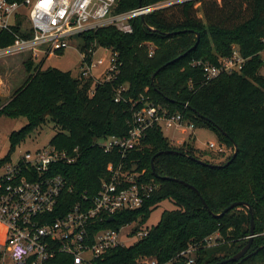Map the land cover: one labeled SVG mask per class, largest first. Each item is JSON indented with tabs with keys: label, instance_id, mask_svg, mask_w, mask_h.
Masks as SVG:
<instances>
[{
	"label": "trees",
	"instance_id": "1",
	"mask_svg": "<svg viewBox=\"0 0 264 264\" xmlns=\"http://www.w3.org/2000/svg\"><path fill=\"white\" fill-rule=\"evenodd\" d=\"M162 1L167 0H116L113 12ZM144 18L130 20L131 33L107 26L78 35L77 40H82L78 50L87 60L96 47L110 50L116 59L113 78L94 84L92 96L88 95L92 78L43 68L42 62L26 59V78L0 105V115L26 119L22 128L10 134L11 150L48 121L56 130L50 145L69 152L78 149L76 161L54 166L53 174L66 180L61 196L65 206L55 213L59 215L83 194H94L106 165L120 159L116 151L104 153L96 140L127 136L133 109L145 103L161 107L168 115L178 113L194 128L212 130L233 153L236 147V156L232 158V153L224 162H215L209 159L210 152L198 150L192 142L174 145L158 125L148 128L128 159L157 188L141 209L115 214V223L139 220L140 227L162 201L169 200L176 207L164 210L145 237L111 249L104 263H98L134 264L146 257L185 264L179 254L189 247L195 248L193 264L228 259L248 242L250 214L245 206H238L218 215L232 203L243 202L252 208L255 236L242 258L225 264H264V76L260 74L264 0H194L172 4ZM21 22L18 18L13 31L30 36V32H20ZM13 31L0 32V47L14 41ZM233 45L249 58L241 73H222L206 82L202 69L193 63L216 64L218 57L230 56ZM121 88L123 99L115 102ZM157 153L161 154L154 158V175L151 159ZM213 235L216 245L206 246L205 240Z\"/></svg>",
	"mask_w": 264,
	"mask_h": 264
},
{
	"label": "built area",
	"instance_id": "2",
	"mask_svg": "<svg viewBox=\"0 0 264 264\" xmlns=\"http://www.w3.org/2000/svg\"><path fill=\"white\" fill-rule=\"evenodd\" d=\"M188 1L194 0H167L117 14L113 12L116 0H24L21 3L0 0V32H12L19 18L22 20L20 32L31 33L22 36L13 31L14 41L0 47V57L22 51L31 52L33 60L34 54L44 58L56 56L70 48L84 32L113 26L121 32L131 33V19ZM22 8L28 9V13H23ZM106 50L110 53L109 67L97 82L92 70L103 66L106 59L95 61L91 56L87 60L84 53H80L78 75L94 81L89 96L93 94L94 84L110 81L116 72L115 55ZM260 57L264 63L262 52ZM248 59L233 46L230 56L218 57L216 64L196 61L193 66H199L205 81L209 82L222 73H241ZM121 91L124 88L117 91L115 102L122 101ZM185 124L193 128L182 115H168L159 106L145 103L134 108L127 136H107L95 141L104 153L116 151L120 159L106 165L105 175L94 194H83L59 215L55 213L63 211L65 206L61 196L66 189V180L60 174H53L54 166L76 161L77 148L69 152L49 144L34 152L27 151L16 159L10 154L0 157V264H99L100 260L104 263L111 249L129 246L128 242L145 237L150 227H139V220L115 223V214L141 209L157 188L154 182L145 180V171L139 170L128 158L153 125L170 129ZM219 146L208 143L206 149H216L220 153L222 148ZM130 224L136 226L123 235L125 239L120 237L122 228ZM210 238L205 240L209 247L212 246ZM194 253L195 248L189 247L179 257L185 264H193ZM134 264L171 263L144 257Z\"/></svg>",
	"mask_w": 264,
	"mask_h": 264
},
{
	"label": "rangeland",
	"instance_id": "3",
	"mask_svg": "<svg viewBox=\"0 0 264 264\" xmlns=\"http://www.w3.org/2000/svg\"><path fill=\"white\" fill-rule=\"evenodd\" d=\"M21 11L25 14L28 13V9L22 8ZM25 23L27 24V21H25ZM79 41L80 40H74L70 48L63 50L62 53L56 56L44 58L41 54H34V63L39 64L42 62L43 68L55 67L70 71L71 74L76 77L78 76L81 63L80 52L77 48L82 40ZM233 46L235 47L236 45ZM31 55L32 53L29 51H22L0 57V105L7 102L12 92L17 89L26 78L27 73L23 62L31 57ZM262 56H264V51L262 52ZM92 58L95 61L100 58L106 59L103 66L92 70V76L95 82H97V80L102 79L103 73L109 67L110 53L105 48L96 47ZM260 74L264 76V66L260 69ZM25 124L26 119L24 117L11 119L0 115V157L10 154L12 159H16L27 151L34 152L35 150L47 147L56 132L53 123L48 121L46 124L33 131L24 141L17 144L14 149L11 150L10 134L14 131H18ZM160 127L163 135L169 141L192 142L194 147L198 150L210 152V154L208 153L210 155L209 159L215 162H224L226 160L225 158L233 153V149L220 143L217 135L210 129L192 128L188 127L186 124L176 128L171 127L170 129H166L162 125H160ZM208 143H214L217 147L220 145L219 147L222 148V152L219 153L216 149L213 151L207 150L206 144ZM172 144L177 145L174 142H172ZM175 207L176 206L169 200L162 201L152 211L144 226L152 227L156 225L164 210H172ZM135 226L136 224H130L123 227L120 232V237L122 236V238H124L123 235L129 233ZM216 238V235L210 238L212 246L216 245ZM133 243L134 241L128 242V244Z\"/></svg>",
	"mask_w": 264,
	"mask_h": 264
},
{
	"label": "water",
	"instance_id": "4",
	"mask_svg": "<svg viewBox=\"0 0 264 264\" xmlns=\"http://www.w3.org/2000/svg\"><path fill=\"white\" fill-rule=\"evenodd\" d=\"M140 1H141V0H139V2H140ZM140 18L142 19V21L145 20L144 16H141ZM198 39H199V37L197 36V42H198ZM197 42L195 43V45H193V47H192L190 50H192V49L196 46ZM155 74H156V73H155ZM155 74H153L152 77H151V80H152V81L154 80ZM237 152H238V149L235 147V150H234V153H233L232 158H234V157L236 156ZM159 154H161V153H157V154L154 155V156L152 157V159H151V169H152V173H153L154 175H155V170H154L153 161H154V158H155L157 155H159ZM194 159H195V158H194ZM231 160H232V159H231ZM231 160H230L228 163H230ZM197 161L200 162L201 164H206L205 162H203V161H201V160H197ZM228 163H227V164H228ZM181 183L184 184L183 181H181ZM188 186H189L191 189H194V190H195V188H194L193 186H191V185H188ZM196 193L199 194V192H198L197 190H196ZM201 200H202V202H203V204H204V207L208 210V212H210V210L208 209V207H207L206 203L204 202V200L202 199V197H201ZM238 206H245V207L248 209L249 214H250V235H249V237H248V242H247V244H246V245H245V246H244V247H243L238 253H236L234 256H232V257H230V258H228V259H224V260H222V261H220V262H217V263H212V264H225V263H227V262H235V261L239 260L240 258H242V257L247 253V251L249 250V248H250V246H251L252 240H253V238H254V236H255V227H254L253 211H252V208H251L250 205H248L247 203H243V202L232 203V204L229 205L227 208H225V209L223 210V212H222L220 215H218V216H222V215L225 214L226 212H228V211H230L231 209H233V208H235V207H238Z\"/></svg>",
	"mask_w": 264,
	"mask_h": 264
},
{
	"label": "crops",
	"instance_id": "5",
	"mask_svg": "<svg viewBox=\"0 0 264 264\" xmlns=\"http://www.w3.org/2000/svg\"><path fill=\"white\" fill-rule=\"evenodd\" d=\"M30 58H32V55H31ZM60 70H62V69H60ZM62 71H66V70H62ZM174 143H175V144H180V143H183V142H182V141H176V140H175Z\"/></svg>",
	"mask_w": 264,
	"mask_h": 264
}]
</instances>
